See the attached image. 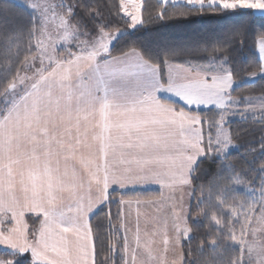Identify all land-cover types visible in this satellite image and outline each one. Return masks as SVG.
<instances>
[{
    "label": "snow or ice",
    "instance_id": "1",
    "mask_svg": "<svg viewBox=\"0 0 264 264\" xmlns=\"http://www.w3.org/2000/svg\"><path fill=\"white\" fill-rule=\"evenodd\" d=\"M83 6L87 8L86 4ZM142 7V0H120L119 10L107 25L96 21L94 42L80 49L77 59L71 62L74 70L61 69L59 64L53 69L65 81L74 74L78 97L102 113L103 120L96 124L93 135L99 144L98 156L78 159L79 140L73 145L46 125L39 126L37 120V126L29 124L24 136L32 158L39 159V154L48 158L47 178L38 180L37 173L32 172L25 180L24 172L14 168L20 163L22 145L8 139L0 142V264H98L101 252L97 245L102 235L99 226L94 228L92 224L97 212L105 213L111 232V209L115 206L119 230L124 232L126 207L136 209L138 220L140 206L154 203L146 197L155 193L157 186L163 200L170 180H190V173L198 164L206 159L215 163L235 150L227 128L229 116L258 119L264 124V88L259 97L234 99L232 95L245 85L264 81V0H162L157 5L159 13H149L146 20L142 19ZM56 8L77 15L76 8L66 0H60L51 10ZM194 17L211 22L198 25L191 35L206 45L204 50L212 46L215 53H224L213 55L206 65L185 67L172 63L171 56L182 47L174 42V37L141 31L148 29L146 25L184 22ZM121 23L126 27L122 28ZM253 36L260 37L255 41L258 63L252 65L257 70L241 79L234 54L249 49ZM114 51L119 54L113 55ZM129 83L131 89L126 90L123 86ZM14 88L15 84H11L0 96V114L15 104L16 98L11 95ZM137 90L143 93L139 110L148 113L151 124L163 131L162 136L136 137L133 131H139L138 122L118 124L111 120L119 112L113 100ZM241 105H245L243 110ZM205 124L210 133L215 129L207 140L203 133ZM113 128L122 130L115 142ZM259 144L264 160V136ZM157 147L169 153L167 159L145 158L143 154ZM52 158H56L57 165L62 158V173L59 167L52 168ZM149 166L160 169L155 177L129 175L134 169L143 172ZM261 173L264 174V167ZM261 200L264 201V187ZM242 212L243 207L239 209ZM28 215L35 218L38 228L30 230ZM253 216L257 227L253 229L250 249H264V203L249 209L245 227L252 225ZM123 239V254L115 233L107 240L104 264H128L125 235Z\"/></svg>",
    "mask_w": 264,
    "mask_h": 264
},
{
    "label": "trees",
    "instance_id": "2",
    "mask_svg": "<svg viewBox=\"0 0 264 264\" xmlns=\"http://www.w3.org/2000/svg\"><path fill=\"white\" fill-rule=\"evenodd\" d=\"M49 1L55 6L60 3V0ZM25 2L26 0L0 2V96L13 83L26 62L36 55L40 23L35 12L28 8L29 5H24ZM66 2L69 6L75 7L77 12V15L71 16L66 9L61 8L66 14V21L72 24L74 30L82 37L90 38L96 34L97 20L107 25L116 15L120 0H66ZM159 3L161 2L158 0H143L142 19L146 20L149 13L158 14ZM84 4L87 8L83 6ZM97 10L99 15H96ZM93 16L95 19H92ZM210 22L208 18L194 17L190 21L146 25L148 29L141 31L171 34L174 42L182 47L171 56L170 61L191 67L206 65L215 54L224 55L223 52L215 53L212 46L204 50L206 45L191 35L192 29L197 28L198 25H210ZM120 26L126 27L122 23ZM203 30L202 27L201 32ZM259 39V36L251 37L249 49L234 54L241 79L247 78L251 70H257L252 65L254 62L258 63L255 41ZM118 54V51L113 52V55ZM163 59L161 55V61ZM261 88H264V81L257 80L253 85L236 89L232 95L234 99L259 97L262 95ZM244 107L245 105H241L240 109L243 110ZM230 117L232 119L228 120L227 128L233 137L235 150L215 163L206 159L198 164L190 180L193 191L192 213L194 214V208L198 204L200 219L195 222L189 219L191 237L181 246L183 264H241V251L234 243L239 239L242 240L245 234L246 217L249 215V212L246 215V209L258 208L260 205L259 192L264 187L262 184L264 174L261 173L264 160H261L259 141L264 136V124L258 119L244 118L240 115ZM203 133L204 137L214 135L215 129L210 133L209 125L205 124ZM253 145H255L254 149ZM149 195L146 199L155 198L158 193ZM241 207L243 212L239 213ZM116 212L117 209L113 206L111 232L105 213L97 212L93 216V227L99 226L102 235L97 245L98 251L101 252L98 264H104L107 240L113 233L117 235L123 254V241L119 230L120 219L116 216Z\"/></svg>",
    "mask_w": 264,
    "mask_h": 264
},
{
    "label": "crops",
    "instance_id": "3",
    "mask_svg": "<svg viewBox=\"0 0 264 264\" xmlns=\"http://www.w3.org/2000/svg\"><path fill=\"white\" fill-rule=\"evenodd\" d=\"M123 15V14H122ZM258 41V40H257ZM258 56V50L256 48ZM77 58L74 59V61ZM71 65L62 66L61 69H67ZM75 65L72 64L71 68L74 70ZM166 71V69H165ZM59 74L60 72L57 71ZM53 72L49 76H52ZM86 78V77H85ZM71 83L61 87L64 95V101L56 110L60 111L55 114V117H49L48 120L38 119L39 126L46 125L49 129L52 127H62L61 129H52L58 136H63L64 140L69 141L73 145L79 140L80 153L78 159L83 157L85 160L92 157L93 155H99V144L93 139L95 126L101 123L103 115L100 110L91 105L85 104L78 97V89L76 88L77 77L73 74ZM120 84V82H114ZM123 86V85H121ZM126 90L131 89L129 83ZM57 92V91H56ZM143 93L137 90L134 94L128 93L125 97L116 98L113 100L115 108L119 109L118 114H113L111 120L118 124H127L129 121H136L140 124L139 131H133V135L136 137L158 135L162 136L163 131L158 127H154L151 124V118L147 112L140 111ZM137 109L133 112L131 109ZM62 114V115H61ZM14 120L11 123L6 124V128L9 130L6 134L10 136L16 135L22 141L27 139L24 136L25 130L19 125L18 128L14 129ZM33 126H37V121H34ZM6 130V129H5ZM5 130L3 134V140L8 139L10 136L5 137ZM28 130V129H26ZM63 133V134H62ZM122 134V130L119 128H113L112 137L113 142L116 138ZM208 137V136H207ZM205 137V140H207ZM27 142V140L25 141ZM92 151H89V149ZM27 154L31 157L26 160L22 157L20 163H25L26 166L16 169L24 172V179L27 180L28 176L35 172L37 173L38 180L46 179L45 168L48 158L43 154L39 155V159L32 158V150H27ZM145 158L149 159H167L169 153L164 150L163 147H157L154 151L143 154ZM111 159V157H109ZM23 160V161H22ZM74 164L79 168V164L73 161ZM59 167L60 173L63 172V160L61 158L59 165L56 163V158H52V168ZM197 167V166H196ZM15 168V167H14ZM196 169V168H195ZM194 169V170H195ZM194 170L190 173V180ZM160 171L158 167L149 166L143 172H139L136 169L130 173V176H146L155 177L157 172ZM60 173H57L59 175ZM187 176V172L185 173ZM19 180V176H18ZM190 180H180L179 178L170 180V187L164 189V198L160 200L159 188L157 186V197L152 198L154 201L152 204H142L139 211L141 216L136 217V209L129 210L125 208L124 217V232H121L123 245L125 243L123 236H126L127 243V258L128 264H183L181 246L184 242V235L187 232V224L189 223L188 206L190 202ZM19 183H17V194L19 195ZM161 204L163 205L161 207ZM187 211V213H186ZM147 214V219L145 217ZM30 230L38 228V222L34 223V217L28 215L27 217ZM189 227V224H188ZM190 230V228H189ZM247 236V234H246ZM168 238L175 240V258L171 261L169 257L170 249L168 245Z\"/></svg>",
    "mask_w": 264,
    "mask_h": 264
},
{
    "label": "rangeland",
    "instance_id": "4",
    "mask_svg": "<svg viewBox=\"0 0 264 264\" xmlns=\"http://www.w3.org/2000/svg\"><path fill=\"white\" fill-rule=\"evenodd\" d=\"M158 1L162 2V0ZM25 4H28L30 6L27 5L28 8L35 12L40 23L36 41V55L26 62L12 83L15 84V88L12 90L11 95L14 96L16 100L14 105H9V107L4 110L3 114H0V142L4 141L3 134L5 129L4 136L8 137L11 135L9 133L6 134L9 131L6 128V124L11 123L12 120H14V129L18 128L17 124L19 123L21 129L23 128L26 131L29 124L33 125L34 121L38 119L48 120L49 117H55V114L60 112L56 110V108L65 102L64 95L60 93L63 92L61 87L70 84L72 81L61 80V73L58 74L56 72L53 73L52 76L49 75L53 72V69L56 68L57 64H59L61 68L74 61L79 55L80 49L90 47L95 37H82L80 33H77L72 24H68L69 22L66 21V14L61 8H56L55 11L51 10L52 7H55L52 1L26 0L24 5ZM66 33H71V36L66 37ZM71 65L69 67H71ZM34 85H39V87L34 88ZM8 90L9 87L4 92ZM231 119L232 117L229 116L228 120ZM53 128L61 129L65 127L63 125L62 127L54 126L51 130ZM8 140H11L13 144L19 143L22 145V155L19 157L20 159L23 157L25 163H27L26 160L31 157L27 154V150H32L28 146V143L25 142L27 139L22 141L20 138L16 137V135H13L10 136ZM25 163H19L18 165H14V167H25ZM192 195L193 191L191 188L188 215L189 219L195 222L200 219V214L198 211V204H196L194 208V214L192 213ZM259 198L261 205L264 203V201L261 200V191L259 192ZM250 208L252 207L246 209V215ZM234 220L235 219H233V222L235 223L236 221ZM255 220L256 218L253 216L252 225L244 229L245 234L243 239H239L234 243L241 251V256L243 257H241V260L243 264H264V249H250V242L254 239L253 229L257 227ZM186 228L187 232L185 235H187L188 238H185L184 235V241L191 237L188 224ZM168 245L170 249L169 257L171 261H173L176 256L175 240L173 238H168Z\"/></svg>",
    "mask_w": 264,
    "mask_h": 264
}]
</instances>
